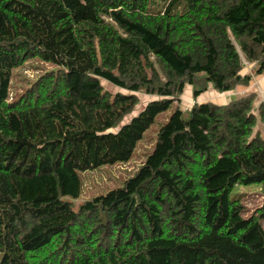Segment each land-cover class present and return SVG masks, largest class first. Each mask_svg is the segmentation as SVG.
<instances>
[{"label":"trees","instance_id":"obj_1","mask_svg":"<svg viewBox=\"0 0 264 264\" xmlns=\"http://www.w3.org/2000/svg\"><path fill=\"white\" fill-rule=\"evenodd\" d=\"M34 57L57 70L9 99ZM251 63L264 72V0H0V264H264L258 215L230 195L264 197V100L178 105L187 85H247ZM138 94L152 98L120 124ZM174 103L121 187L63 199L79 172L128 161Z\"/></svg>","mask_w":264,"mask_h":264},{"label":"rangeland","instance_id":"obj_2","mask_svg":"<svg viewBox=\"0 0 264 264\" xmlns=\"http://www.w3.org/2000/svg\"><path fill=\"white\" fill-rule=\"evenodd\" d=\"M253 67L254 65L252 63L247 64L241 71V74L243 75H251L250 82L247 85H239L228 92L219 93L211 88L210 85H207V88L204 91L194 97L191 86H185L179 97V104H172L168 110L156 116L155 121L144 132L143 138L137 143L132 156L128 161L105 164L98 168L79 172L81 181V192L79 196L77 198L65 196L63 199L71 201L74 208H77V206L85 200L98 195H103L111 189L121 187L126 179L135 174L145 161L147 154L152 151L158 129L168 120L177 104L180 106V109L183 110L184 117H187L188 109L195 102L208 101L223 105L228 103L231 99L239 98L252 92L256 94V104L259 103V101L264 100V72L260 75H254ZM57 68V65L41 61L35 57L28 59L22 65L14 68L10 75L8 87L9 99L12 100L20 96L26 90V87L31 82L35 81L41 74L55 71ZM102 84L104 88L112 93L117 91L123 93L126 92L125 90L116 88L107 82L102 81ZM196 87H200V85L198 84ZM138 98L139 103L135 109L131 113L125 115L120 124L128 121L130 117L135 115L141 109L142 105L152 97L138 94ZM255 134L264 136L263 124L257 122L252 131V135ZM230 195L232 197L238 196L241 198L244 210L243 217L250 216L254 213L257 214V218L264 228V197L261 194L259 184H237L232 188Z\"/></svg>","mask_w":264,"mask_h":264}]
</instances>
